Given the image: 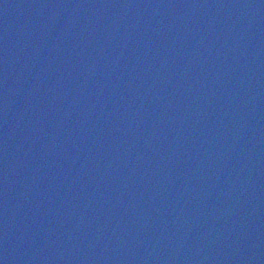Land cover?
Returning <instances> with one entry per match:
<instances>
[{
    "label": "water",
    "instance_id": "water-1",
    "mask_svg": "<svg viewBox=\"0 0 264 264\" xmlns=\"http://www.w3.org/2000/svg\"><path fill=\"white\" fill-rule=\"evenodd\" d=\"M0 264H264V0H0Z\"/></svg>",
    "mask_w": 264,
    "mask_h": 264
}]
</instances>
